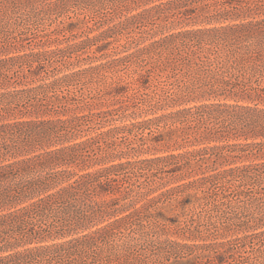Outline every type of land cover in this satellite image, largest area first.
<instances>
[{
	"label": "trees",
	"instance_id": "trees-1",
	"mask_svg": "<svg viewBox=\"0 0 264 264\" xmlns=\"http://www.w3.org/2000/svg\"><path fill=\"white\" fill-rule=\"evenodd\" d=\"M126 1L0 0V31L5 25V18L11 19L12 14L32 7L37 2L46 3L50 11L72 7L75 14L79 9H86L96 15L99 12L100 15L105 14L107 10L110 14L113 13L109 12L110 8L116 7L117 3L124 7L122 12L110 14L112 20L118 19L116 22L108 25L97 36L83 41L90 45L106 41L131 25L152 20L163 19L169 21L170 25H184L200 20V23L212 25V21H236L251 18L253 14L264 11V0H131L134 6L129 8L126 7ZM80 5L84 8H78ZM138 8L140 10L136 13L130 12ZM19 42L10 44L0 41V55H6L0 58V80L8 78V73L16 66H28L30 73H33L31 68L34 64L35 67L45 66L49 57L60 52L57 49L32 48L29 52L19 54L22 51L19 49L24 48V40L20 38ZM220 50L231 62L230 69L242 71L247 67L253 76L259 74L264 79V18L169 32L140 51L154 54L158 60L164 55L166 60L178 62L183 76L190 77L191 70L188 69L195 64L194 57L198 59L199 54L208 51L219 55L223 53ZM229 75L228 78L202 79L204 82L199 83L196 82L199 79L192 80L189 82L190 86L199 84V87L188 94L201 97L192 93L203 91L208 95L220 92L221 95L228 94L239 99H251V95L256 99L262 97L264 90L254 87L249 78ZM66 78L36 87L0 93V264H82L84 255L90 250L94 263L98 264H147L151 259L156 264H171V260L173 264H264V230L244 238L187 245L173 241L149 240L148 233L144 232L146 226L142 223L149 218L158 221L154 214L158 213V205L163 199L170 200L173 195L189 190L199 189L205 195L218 187L235 186L238 190L242 188L241 193L244 195L247 192L264 195V162L223 170L208 165L204 169L213 172H202L201 177L161 192L134 208L138 200L147 195L140 191L141 187L136 182V177L143 171L170 164L186 170L191 164L204 167L208 161L212 164L217 161L226 162L229 158L237 157L235 152H245L247 148L252 149V155H255L264 150V141L207 145L185 153L111 164L81 174L61 169V165L77 161L84 170L94 161L104 162L110 157L115 158L104 154L94 156L93 153L96 148L102 150L99 144L104 139L109 141L107 139L111 136V131L99 133L83 141L65 143L77 136L86 117H58L63 111L47 108L49 103L45 95ZM186 83L184 82L185 85ZM39 109H46L43 113L52 111L56 118L40 119L28 116L29 113L38 114L34 111H40ZM18 114L20 118H16ZM132 126L140 130L148 129L149 133L153 129H162L152 140H173L175 144L178 140L218 141L238 136H244L245 140L259 137L263 139L264 109L256 106L201 104ZM147 189L148 194L152 193V188ZM103 193H111L114 197L100 202L92 201ZM134 195L135 197H131ZM251 200L261 204L264 203V196ZM128 204L132 205V211L88 233L60 243L39 244L52 235H70L89 229V226L96 225L94 223L104 217H113L116 212L124 213ZM244 208L248 210L247 206ZM251 212L254 214L243 221V224L264 228V206L256 205ZM230 218L227 217L226 220L229 221ZM124 231L128 232L120 242L121 238L116 237L122 236ZM185 231H189V228L184 227ZM196 232L214 235L198 228ZM255 238L258 239L256 244ZM255 245L259 248H255ZM246 246L250 247L248 253L251 252L252 257H243L241 254V251L243 254L247 252ZM151 248L153 253L150 258V253L147 252Z\"/></svg>",
	"mask_w": 264,
	"mask_h": 264
},
{
	"label": "rangeland",
	"instance_id": "rangeland-1",
	"mask_svg": "<svg viewBox=\"0 0 264 264\" xmlns=\"http://www.w3.org/2000/svg\"><path fill=\"white\" fill-rule=\"evenodd\" d=\"M133 6L131 0L126 1V7ZM120 7L118 3L116 7L112 6L109 12L113 11V13L110 14H115L124 8L119 9ZM78 8L84 7L80 5ZM137 10L140 9H132L130 12L133 14ZM75 12L76 14L73 13L72 7L64 8L61 11H50L46 3L37 2L32 7L12 14L11 19L5 18V25L0 31V41L19 44L20 38L24 40L22 43L24 48L19 49L22 50L18 52L19 54L29 52L32 48L33 50H60V52H56V55L48 58L45 66L35 67L34 64L31 68L33 73H30L28 66L25 65L14 67L8 73V78L0 80V93L36 87L67 77L45 95L49 103L47 108L53 107L63 111L57 115L58 117H86V121L80 126V132L77 136L65 143L83 141L102 132L111 131L113 133L108 136L107 140L109 141L98 139L103 140L99 144L102 150L96 148L93 153H95L94 156L104 154L115 156V158L110 157L104 162L94 161L84 170L81 163H76L77 161L72 164L61 165L59 168L73 170L81 174L111 164L148 160L171 153H185L207 145L264 141V138L261 139L260 137L245 140L244 136H238L218 141L178 140V143L175 144L173 140H152L153 137L162 132V129L159 131L153 129L149 133L148 129L140 130L132 126L148 119L158 118L201 104L256 106L259 109H264V91H262V97L259 99H256L254 95H251V99L247 97L239 99L228 94L221 95L220 92L215 93V95H208L203 91L192 93L201 97L188 94L189 91H194L199 87V84L190 86L189 82L192 80L209 79L210 77L214 79L228 78L229 74L249 78L254 87L258 86L264 90V79L259 74L253 76L247 67L242 71L230 69L231 62L225 58V53L222 50L220 52L223 53L219 55L214 54L213 51H208L199 54L198 59L194 57L195 61L193 62L195 64H192V67L188 69L191 70L190 77L183 76V70H181L178 62L166 60L163 58L164 55L158 60L154 54H145L140 51L169 32L259 20L264 18V11H260V14H253L251 18L236 21H212V25L200 23V20L184 25H177L176 23L170 25L169 21L166 22L163 19L147 21L131 25L122 33L97 45H90L89 42L83 41L97 36L118 19L113 18L114 20H112V15L107 10L105 14L101 15L100 12L96 15L86 9L81 11L79 9ZM5 56L0 55V58ZM199 80L196 82H204ZM184 82H187V87ZM63 108L65 109L63 110ZM46 109H39L40 111H34L38 114L29 113L28 116L30 118L39 117L40 119L56 118L52 111L43 113ZM29 117L22 118L29 119ZM12 118L10 117V119ZM16 118H20V115H16ZM45 148L48 149V147ZM253 152L255 151L253 150ZM235 153L237 157L229 158L226 162L217 161L212 164L211 161H208L203 165L204 167L191 164V167L186 170L170 164L154 166L152 169L143 171L136 177V182L141 187L140 191L147 195L142 198L139 197V202L134 205V208L139 207L146 199L157 196L161 192L201 177L202 172L205 174L213 172L204 169L208 165L223 170L264 162V150L258 151L255 155H252L250 148H247L245 152L237 151ZM191 170L193 171L189 173ZM147 187L153 189L152 193H147ZM241 189L238 190L235 186L230 188L229 186L218 187L205 195L199 189L189 190L180 195H173L170 200L163 199V202L158 205V213L154 214L158 221L149 218L142 222L146 226L144 232L148 233L149 240L173 241L190 245L214 241L223 242L236 237L244 238L264 230V228L243 224V221L248 220L249 216L254 214L251 209L256 205L264 206V203L260 204L259 201L251 200V198L264 195L254 192H247L244 195L241 193ZM112 197L114 195L111 193H103L94 197L92 201L100 202ZM131 197H135V195ZM250 203L252 204L250 205ZM244 206H247L248 210ZM125 210L127 211L124 213L116 212L113 217H104L98 223H94L96 225L89 226V229L76 231L70 235H52L39 244L60 243L82 233H88L132 211V205L128 204ZM227 217H231L229 221L226 220ZM184 227L189 228V231L184 232ZM196 228L214 235L197 233ZM127 232L120 237L117 236L116 239L121 238L120 242H122L123 235H126ZM249 240L250 238L247 239V241ZM256 242H258L257 238L254 239V244ZM255 248H259V246L255 245ZM246 250L247 252L244 254L241 251L243 257H252L251 252L248 253L250 247L246 246ZM149 253L151 258L152 248L148 250L147 254ZM92 256L90 250L84 255L82 264H98L94 263ZM151 260L147 264H156L153 259ZM171 264H173V260H171Z\"/></svg>",
	"mask_w": 264,
	"mask_h": 264
}]
</instances>
